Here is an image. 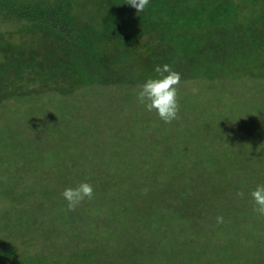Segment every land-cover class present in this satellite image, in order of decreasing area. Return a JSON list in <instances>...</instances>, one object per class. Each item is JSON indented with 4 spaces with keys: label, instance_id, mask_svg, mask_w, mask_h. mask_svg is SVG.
I'll list each match as a JSON object with an SVG mask.
<instances>
[{
    "label": "trees",
    "instance_id": "1",
    "mask_svg": "<svg viewBox=\"0 0 264 264\" xmlns=\"http://www.w3.org/2000/svg\"><path fill=\"white\" fill-rule=\"evenodd\" d=\"M246 15L255 17L242 23ZM228 30L234 34L230 39L236 47V52L226 59L228 67H235L237 61L233 58L239 54L251 55L257 69H262L264 0H149L138 13L126 0H0V206L1 197L7 196L8 212L16 211L15 227L32 231L26 235V260H16L18 264H89L97 247L107 241L91 226L104 221L101 215L128 218L132 212L148 214L141 234L121 249V256L100 259L95 264H114V260L116 264H188L184 257L196 255V240L201 247L195 264H248L241 256L226 262L219 252L217 257L205 252L201 249L209 241L205 236H193L191 231L189 236H180L194 227L195 214L199 216L197 208L202 197L193 195L195 187L187 199L186 192L173 193L165 180L154 186L143 182L138 200L128 196L116 202L120 197L117 189L124 184L98 171L101 159L95 154L109 157L96 139L101 132L91 122L89 108L80 114L89 121L75 120L79 117L76 105L68 100L91 84L115 89L142 83L150 76L142 51H154L159 42L168 46L155 58L178 73L179 80L205 77L203 63L196 55L197 41L204 38L226 49L228 41L224 42L220 32ZM133 65H137L136 69H132ZM126 68L136 72L125 78L120 70ZM52 96L61 99L52 103L43 98ZM10 114H14L12 118ZM11 120L26 132L23 146L15 142L19 134L9 131L14 122ZM13 150L16 156L21 155L19 158L25 154L26 160H15L16 166L8 170L11 161L6 154ZM92 150L95 152L90 155ZM113 158L117 160L119 155ZM112 165L119 167L114 161ZM81 182L92 185V198L69 210L60 193ZM111 184L113 192L107 190ZM205 194L206 199L211 198L210 191ZM137 201L136 205L132 203ZM133 206L135 211L130 210ZM178 216L190 217L189 224L171 226V220ZM86 222L89 227L85 229ZM68 233L80 240L72 250H63L55 239ZM263 236H250L244 243L249 264H264ZM33 238L47 245L45 253L30 249ZM238 238L244 239L245 235L238 234ZM18 251L14 243L0 242V261L11 257L14 260Z\"/></svg>",
    "mask_w": 264,
    "mask_h": 264
},
{
    "label": "rangeland",
    "instance_id": "2",
    "mask_svg": "<svg viewBox=\"0 0 264 264\" xmlns=\"http://www.w3.org/2000/svg\"><path fill=\"white\" fill-rule=\"evenodd\" d=\"M251 9L254 10L253 5ZM253 17L255 16L246 15L242 23H248ZM229 30L220 32V35L225 37L224 42L228 41L226 49L220 43H210L204 38L197 41L196 55L203 63L202 69L204 68L206 76L179 80L176 86L177 118L168 123L162 122L154 113L144 110L137 102L135 92L139 84L115 89L91 84L68 100L73 106L76 105V114L79 117L75 120L89 121L86 119L88 117L83 119L80 116L83 115V109L89 108L92 115L90 118H93L91 122H95L96 128L101 132L98 138L95 137L109 157L107 155L108 158L104 159L105 155L95 154L101 159L98 171L101 170L106 176L110 174V178H119L124 184L117 189L120 197H116V202L129 199L128 196L138 200L143 182L154 186L157 182L165 180V185L173 187V193L180 192L182 195L186 192L187 199L191 188L195 187L192 190L193 195L198 193L202 197V203H199L197 208L199 216L195 214L194 227L191 230L186 228L187 232L180 236H189V231L193 236H205L209 239L201 248L205 252L216 254V257L219 252L222 259H227L226 262L241 256V260L247 259L249 264V254H245L244 243L250 236L264 235V222L261 221L264 216L253 212V204L248 195L256 184H264V67L257 69V62L251 61V55L244 57L239 54L233 56L237 61L235 67H228L227 57L236 52L233 38L230 39L234 34ZM167 46L166 43L159 42L155 44L154 51H142V58L145 59L143 61H147L148 75H155L153 68L161 65L155 55ZM222 50L226 52L221 54ZM228 50L230 53H227ZM217 60L222 61V64L217 63ZM136 67L137 65H133L132 69ZM132 69H121V75L125 78L131 77L136 72ZM43 98L51 100L52 103L61 99L53 96ZM39 102V105L42 104ZM29 107L33 108L31 105ZM13 115L8 117L12 118ZM22 117L23 120L26 118ZM16 123H12L9 131L19 134L15 142L23 146L26 142V132L23 127L15 126ZM94 152L95 150H92L90 155ZM16 154L14 150L6 154L9 155L7 160L11 161L8 170L16 166L15 160H26L25 154L24 158H19L21 155ZM112 155H119V158L115 160ZM91 160L93 158L89 157V162H92ZM113 161L119 167L114 168ZM4 177L8 175H2V178ZM113 186L108 185L107 190L113 192ZM206 190L210 191L211 198L206 199ZM237 192L242 195L238 196ZM9 200L5 195L1 197L3 204L0 206V242L14 243L19 247V251L14 260H11L13 257L5 258L0 264H18V261L26 260V249L29 251L26 235L32 232L15 227L16 211L8 212ZM112 200L115 201V198ZM138 202L140 201L132 203L136 205ZM135 209L133 206L130 210ZM166 211L171 214V210ZM101 216L103 218L100 220L105 222H99L97 227L91 228L94 227L93 232L102 235L101 238L105 237L107 241L102 242V245L97 247L98 252L92 254L94 259L91 264L100 259L112 260L117 258V255L121 256V249L145 228L148 214L142 212L133 215L132 212V217L128 218L110 214ZM217 217H221L222 222L217 223ZM23 219H26L25 215ZM189 219L190 217H174L170 224L173 227L183 226L189 224ZM87 225L89 227L88 222L85 229ZM236 229L239 230L238 233L232 234ZM238 234L245 235V238H238ZM86 239L88 240V237ZM55 240L59 248L72 250L77 245L76 240L80 239L68 233L66 236L57 235ZM41 242V239L38 238L37 241L33 238L30 249L33 252L45 253L47 245L44 242L37 244ZM198 242L196 240L195 244ZM197 244L193 247L196 255L184 257L188 260L186 263L195 264L197 261V250L201 247ZM116 263L117 260H114V264Z\"/></svg>",
    "mask_w": 264,
    "mask_h": 264
},
{
    "label": "clouds",
    "instance_id": "3",
    "mask_svg": "<svg viewBox=\"0 0 264 264\" xmlns=\"http://www.w3.org/2000/svg\"><path fill=\"white\" fill-rule=\"evenodd\" d=\"M149 0H126V4L135 9L136 13L142 12ZM155 75L146 77L135 92L136 100L144 110L154 113L162 122L168 123L177 118V84L179 74L170 70L168 65H157L153 68ZM69 210L93 195L92 185L81 182L75 187H66L60 193ZM237 195H242L237 192ZM253 204V212L264 216V184H256L248 193ZM217 223L222 222L217 217Z\"/></svg>",
    "mask_w": 264,
    "mask_h": 264
}]
</instances>
